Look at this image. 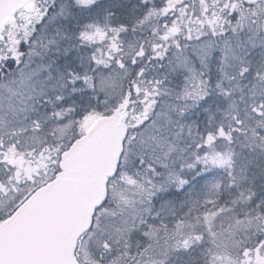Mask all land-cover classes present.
Here are the masks:
<instances>
[{"label": "snow or ice", "instance_id": "obj_1", "mask_svg": "<svg viewBox=\"0 0 264 264\" xmlns=\"http://www.w3.org/2000/svg\"><path fill=\"white\" fill-rule=\"evenodd\" d=\"M0 264H264V0H0Z\"/></svg>", "mask_w": 264, "mask_h": 264}]
</instances>
